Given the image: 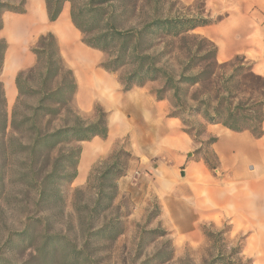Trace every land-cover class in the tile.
Returning <instances> with one entry per match:
<instances>
[{"label": "trees", "instance_id": "obj_1", "mask_svg": "<svg viewBox=\"0 0 264 264\" xmlns=\"http://www.w3.org/2000/svg\"><path fill=\"white\" fill-rule=\"evenodd\" d=\"M26 4L27 0H0V32L5 14H25ZM66 4L82 43L105 54L100 67L121 73L124 91L159 83L154 96L169 101V117L178 118L183 132L200 144L196 153L202 152V145L211 148L217 141L216 137L202 140L207 123L234 132L248 130L255 138L264 135V75L255 71L245 55L219 61L217 44L195 32L215 23L204 9L191 13L180 0H45L50 23L59 20ZM8 48L7 40L0 37V75ZM31 52L35 64L15 77L17 98L11 115L5 85L0 81V148L4 155L11 150L27 160L31 186L39 190L40 198H47L46 182L54 183L60 193L62 185L77 178L82 150L75 144L96 137L106 139L109 123L102 107L96 108L93 121L74 108L77 78L54 32L41 34ZM202 157L211 170L217 168V163L212 165ZM134 160L129 150L114 151L96 180L88 178L94 198L87 201L85 189L75 190L76 218L62 228L43 231L36 248L41 264L57 263L58 255L60 264H99L102 253L124 233L115 200L118 180L127 175ZM202 230L216 250L204 264H253L243 254L242 241L229 246V229L214 231L203 225ZM159 231L160 237H167L166 230ZM34 235L26 227L22 241L31 247ZM143 242L142 238L140 244ZM0 264L9 263L0 257ZM134 264H192V259L186 255L176 260L172 241L167 238L155 254Z\"/></svg>", "mask_w": 264, "mask_h": 264}, {"label": "rangeland", "instance_id": "obj_2", "mask_svg": "<svg viewBox=\"0 0 264 264\" xmlns=\"http://www.w3.org/2000/svg\"><path fill=\"white\" fill-rule=\"evenodd\" d=\"M180 1L189 7V12L204 9L205 15L215 20L212 25L198 28L196 33L211 39L217 46L231 41L247 44L246 52L241 55L254 64L257 73L264 75V0ZM38 3L42 11L31 17V0H27L25 14L7 13L4 16L5 25L0 37L5 38L9 46L12 41L17 45L10 65L11 73L8 75L3 69L0 75L4 85L13 76L8 84L9 115L17 98V73L35 64L31 48L41 34L52 31L77 78L79 87L74 108L87 121H93L96 108L102 107L108 114L109 136L76 143L75 146L82 150L77 178L72 183L62 185L60 193L53 186L54 183L46 182L47 198H40L39 190L31 186L27 160L11 153V150L4 155L0 148V257L9 264H41L36 248L41 244L43 231L50 227L62 228L75 220V190L85 189L83 197L91 201L94 190L92 186L88 187V178L95 181L99 171L110 161L112 153L122 148L136 157L127 175L118 180L115 211L121 215L125 230L102 253L99 264H134L140 258L155 254L167 238L172 241L176 260L190 255L192 264H204L216 254V250L210 247L202 230L203 225L214 231L229 229V246H236L240 241L244 246L247 233L236 229L229 219L217 225L209 222L191 225L187 223L188 214L183 208L179 209L181 215L178 220L171 217L168 201L171 167L168 158H163L167 154L162 150L168 142L164 138L163 122L169 118L171 105L164 100V107H158L154 90L159 83L124 91L119 81L121 73H109L100 67L105 54L100 51L96 53L82 43L81 33L71 23L69 6L55 24L48 21L45 0H38ZM218 59L220 62L230 60H224L219 55ZM203 136L202 140H206ZM200 156H206L212 165L217 163L216 155L206 144L202 145ZM244 156L240 153V162L244 161ZM159 160L164 161L160 173L155 170ZM82 166L86 170L85 177L78 181ZM45 174L42 172L41 175ZM160 190L164 192L162 198L158 197ZM180 193L186 195L185 192ZM164 196L167 201H164ZM26 227L35 234L36 240L31 247L28 242L22 241L21 234ZM155 229L157 231L152 232ZM163 229L168 233L165 238L159 236V230ZM195 230L199 235L195 234ZM142 238L144 242L140 244ZM244 256L254 261V258ZM57 260H60V255ZM58 261L53 264H60Z\"/></svg>", "mask_w": 264, "mask_h": 264}, {"label": "crops", "instance_id": "obj_3", "mask_svg": "<svg viewBox=\"0 0 264 264\" xmlns=\"http://www.w3.org/2000/svg\"><path fill=\"white\" fill-rule=\"evenodd\" d=\"M68 6L69 4L64 6L63 12ZM41 11L38 0H31L30 17ZM76 31L80 33L77 29ZM16 46L12 41L6 54L4 70L8 75L11 73L13 56L17 52ZM218 46V55L224 60L247 50V44L243 42L231 41ZM10 78L5 83L7 99ZM12 82L14 84V80ZM163 102L164 100H157L160 109L164 107ZM163 124L164 138L168 140L167 145L162 148L163 153L167 154L163 158H168L171 167L168 200L171 217L178 220L181 215L179 209L183 208L188 214L187 223L191 225L206 222L217 225L222 220L229 219L236 229L247 233L243 254L254 258L253 264H264V135L255 138L248 130L234 132L220 124L207 123L203 139L217 138L211 145L216 155L217 168L211 170L200 153L195 152L200 144H196L183 132L178 118L169 117ZM240 153L245 155L243 162H240ZM159 161L155 170L160 173L164 161ZM85 172V167L82 166L78 181L84 179ZM180 192H185L186 195ZM163 193L158 191V197L162 198ZM164 201H167L166 196ZM195 234L199 235V232L195 230Z\"/></svg>", "mask_w": 264, "mask_h": 264}]
</instances>
